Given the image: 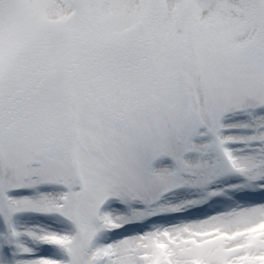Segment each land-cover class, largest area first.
<instances>
[{
	"label": "snow or ice",
	"instance_id": "obj_1",
	"mask_svg": "<svg viewBox=\"0 0 264 264\" xmlns=\"http://www.w3.org/2000/svg\"><path fill=\"white\" fill-rule=\"evenodd\" d=\"M0 264H264V0H0Z\"/></svg>",
	"mask_w": 264,
	"mask_h": 264
}]
</instances>
